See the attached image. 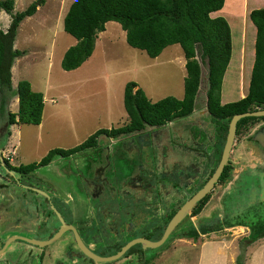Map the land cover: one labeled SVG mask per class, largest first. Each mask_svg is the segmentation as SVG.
Segmentation results:
<instances>
[{"label": "rangeland", "instance_id": "obj_1", "mask_svg": "<svg viewBox=\"0 0 264 264\" xmlns=\"http://www.w3.org/2000/svg\"><path fill=\"white\" fill-rule=\"evenodd\" d=\"M32 1L14 0L13 12L22 10ZM71 2L45 0L33 14L25 16L17 27L13 46L23 53L13 61L12 85L15 86L14 83L20 79H27L33 89L43 91L45 99L38 124H7V111L17 109L16 96L11 97L5 111L0 113V158L11 155L13 149V156L6 158L15 165L39 160L53 147L73 146L98 128L123 125L127 120L123 88L129 80H135L151 100L166 95L183 96L186 60L180 44H169L152 57L126 41L125 30L116 20L106 21L105 28L96 33L94 48L85 59L86 62L82 61L76 68H63L61 63L65 51L78 41L63 27V17ZM242 6L240 0H225L223 7L214 15L225 16V12L237 14ZM227 17L232 34V58L222 79V101L241 97L239 91L244 94L247 92L251 71V66L247 64H252L250 55L246 53L248 62L236 66L239 62L237 55L241 30L237 19L242 20L243 16ZM10 18V13L0 8L2 29H6ZM249 48L250 45L242 49L243 53ZM201 69L200 88L195 97V108L190 114L161 126L136 130L120 138L99 135L97 146L64 157L56 156L48 164L35 168L32 173L43 178V181L35 179V184L52 197L47 205L45 199L41 200L40 207L49 210L53 208L51 203L55 202L57 205L53 203V206H60L59 211L65 217L69 211L63 200L69 199L67 203L77 231L84 238L89 231L88 239L85 238L87 245L97 253L103 251L99 254L104 255L113 250V246L107 245L106 239L113 237L114 231L129 238L149 221L165 222L169 213L205 180L219 156L221 142L216 140L218 132L205 105L207 66L201 63ZM227 90L232 94L225 97L223 94ZM258 123H254V126ZM6 129L12 134H7ZM250 131L244 129L235 135L229 155L233 166L230 174L224 182L216 183L201 211L195 215L189 212L183 217L171 231V238L163 248L153 252L150 247L138 246L142 249L139 252L149 255V258L153 256L148 264H220L216 253H223V250L238 253L233 264H238L237 257L241 258L243 264L246 253L264 252V237L245 242L244 237L249 235L250 228L243 224L221 227L211 231V234L199 232L196 238L187 236L195 243L181 241L186 236H180L184 232L203 230L202 223H212L215 218L231 214L234 217V213L243 209L254 208L255 212L259 211L258 204L264 203V183L261 182L264 175L259 179L252 172H264V151L258 141L248 140ZM0 170L5 172L6 167L0 166ZM1 171L0 186L5 187L2 189L4 191L9 182ZM111 177L112 180H108ZM9 187L15 190V194L22 192L29 199L36 198L32 191H23L14 183L9 184ZM53 192L58 194L57 199L61 204L54 199ZM2 198L1 194L0 203ZM8 199L7 195L5 201ZM151 203H156L155 209L148 211L146 208ZM22 210V215H25L28 207ZM29 210V213L37 215L31 204ZM262 210L263 215L257 224L263 228L264 205ZM152 212L154 215H151ZM39 214L42 215L41 212ZM50 214L45 223L38 225L37 231L13 226L11 229L34 238L48 237L58 228V217L53 209ZM11 222V217L2 218V229L6 230L7 223ZM27 223L29 226L36 224L29 219ZM151 236L155 237L156 234ZM97 238L102 239L101 243L97 242ZM28 244L31 245L21 239H14L3 249L5 253H0V257L13 258L10 264H14V259L16 264H27L15 250ZM50 244L43 246L55 253H45L47 255L42 264H49L56 254L67 263L72 259L70 253L66 254L68 245L81 264H138V259L132 254L135 252H130L126 258L94 260L77 247L70 231ZM32 246L38 248L37 245ZM30 263L36 264L35 259Z\"/></svg>", "mask_w": 264, "mask_h": 264}, {"label": "trees", "instance_id": "obj_2", "mask_svg": "<svg viewBox=\"0 0 264 264\" xmlns=\"http://www.w3.org/2000/svg\"><path fill=\"white\" fill-rule=\"evenodd\" d=\"M44 1L33 0L22 10L13 12L14 0H0V8L11 16L6 29L0 27V113L5 111L12 96L17 97V109L7 111V124L16 122L38 124L42 118L43 92L33 89L27 79H20L13 86L11 66L15 57L23 53L22 50L13 46L20 21L25 16L33 14L37 6ZM223 3L224 0H72L63 17V27L78 41L65 51L61 63L63 68L72 69L84 61L92 53L96 33L105 28L106 21L116 20L125 30L126 41L134 47L145 50L152 57L157 56L169 44H180L186 60L183 96L166 95L157 100H151L135 80H129L123 88V105L127 114V120L123 125L98 128L73 146L49 149L36 161L12 165L4 158L5 167L28 173L39 166L48 164L56 156L64 157L82 149L97 146L99 135L120 138L136 130L161 126L175 118L190 114L195 108V97L200 88L201 63L207 66L205 105L220 137L219 159L231 116L236 112L264 108V6L254 7L248 13L256 27V33L254 60L247 92L237 99L221 102L222 79L232 49L231 28L223 15L212 16L210 12L220 9ZM241 93V91L238 92L240 95ZM231 94L227 90L223 95L227 97L226 95ZM261 120H264V115L240 117L236 124V134L244 129L250 131L254 123ZM5 132L10 134L8 129ZM254 133H251L248 138H254L257 141L256 137H253ZM231 164L230 161L225 164L219 177L220 182L225 181L229 175ZM6 173L8 174L7 171ZM209 197L210 192L199 199L191 208L190 214L199 213ZM263 205L262 202L258 204V212H255L254 208L243 209L234 213V217H231V214L223 218H215L212 223H202L203 230L184 232L180 236L196 238L199 232L208 233L221 227L245 224L249 226L250 233L244 237V240L246 243L252 242L264 236V226L262 228L257 224L263 215L261 213ZM174 211L175 209L169 213V218ZM163 227L159 226L155 237L151 235L148 237L158 238ZM170 238L169 235L165 242ZM165 242L152 248L153 252L157 248H163ZM122 244L119 243L110 252L117 251ZM138 246H140L139 243L132 245L120 257L126 258L130 252L142 251ZM132 254L134 257L137 254L138 264H148L150 258H153L143 253ZM237 263L241 264V258L237 257Z\"/></svg>", "mask_w": 264, "mask_h": 264}, {"label": "flooded vegetation", "instance_id": "obj_3", "mask_svg": "<svg viewBox=\"0 0 264 264\" xmlns=\"http://www.w3.org/2000/svg\"><path fill=\"white\" fill-rule=\"evenodd\" d=\"M169 122V121H168ZM260 124L258 125V126H260L261 125V128L262 127H264V120H261L260 122H259ZM134 133V132H133ZM131 135V134H130ZM259 140V144L262 146L261 148L263 149V151H264V135L263 136H261L259 139H257V141ZM221 154V153H220ZM7 159V158H6ZM8 160V159H7ZM219 160V159H218ZM0 166H5V160H4V158L1 156V158H0ZM207 161H209V159H207ZM228 161H230L229 159H228ZM227 161V162H228ZM8 162L10 163V164H12V165H15L13 162H11V160L9 159L8 160ZM226 162V163H227ZM19 164V163H18ZM17 164V165H18ZM217 164V163H216ZM216 164H215V166H216ZM232 165V164H231ZM215 166H213L211 169H210V171H209V174L207 175V177L205 178V180L198 186V187H200L205 181H206V179L210 176V174L212 173L211 172V170L213 169V168H215ZM225 166V165H224ZM233 167V166H232ZM224 168V167H223ZM12 169H9V168H7L6 167V171L8 172V174L6 173V171L5 172H3V170L1 171V172H3V176H5V178H6V180L8 179V185H7V188L4 190V191H2V189L3 188H5V187H1L0 186V195L2 194L3 195V197H6L7 195L9 196V201H8V204H6L5 202H3V198H2V201H1V203H0V220H2V218H5V217H11V218H16V216H18V213L17 212H21V210L22 209H24V208H27L28 207V212H30V210H29V206H30V204H31V207L35 210V212H37V214L39 215V212H41V214L42 215H40V217L37 219V220H35V222H36V224H34L35 226L32 228V230H38L39 229V227H38V225H41V224H43V223H45L49 218H50V216H51V211H52V209L54 210V208H56L58 211L61 209H59V207L60 206H57V207H54L53 206V203H54V205L56 204L55 202H52L51 203V205H52V209L50 208L49 210L45 207V208H43V207H40V205L42 204V203H40L41 202V200H44V202L46 203V205H47V203L49 202V200L50 199H52V197H51V195L49 196V194H47L46 192H44L42 189H40V187L39 186H37L35 183H36V180L35 179H37V180H40V181H43V178H41V177H39V176H37V175H35L34 173H32V171L31 172H28V173H22V172H14V170H12L13 171V173H10V171H11ZM214 170V169H213ZM263 170V169H262ZM231 171V170H230ZM262 173H264V172H262ZM230 174V173H229ZM35 177V178H34ZM220 177V176H219ZM31 178H34L33 180H30ZM261 178V177H260ZM6 180H4V181H6ZM108 180H112V177L110 178V179H108ZM218 182H220V180H219V178H218V180H217V182L216 183H218ZM224 182V181H223ZM261 182L262 183H264V179L262 178L261 179ZM4 184H7V183H5V182H3ZM16 184V185H18V188L19 189H22L23 191H25V190H30V191H32L33 192V194L35 195V197L36 198H31V199H29V197H28V195L27 196H25V194H23L22 192L20 193V194H13L12 192H10L11 191V189H10V187H9V184ZM216 183H215V185H216ZM214 185V186H215ZM197 187V188H198ZM196 188V189H197ZM214 188V187H213ZM212 188V189H213ZM196 189H194V191L196 190ZM211 189V190H212ZM210 190V191H211ZM193 191V192H194ZM209 191V192H210ZM11 194H13V196L12 197H10L11 195H10V193ZM193 192H191V194L193 193ZM190 194V195H191ZM53 195H54V199H56L57 200V202H58V194H56L55 192H53ZM189 195V196H190ZM188 196V197H189ZM68 200L69 199H67L66 201H64L63 200V203H65L66 204V206H67V210L69 211V213H67L68 214V216H63L62 214V217L65 219V221L66 222H68V223H72L73 224V219H72V214H71V210H70V207L68 206L69 205V203H67L68 202ZM185 200V199H184ZM183 200V201H184ZM51 201V200H50ZM182 201V202H183ZM182 202H180L174 209L176 210L178 207H179V205L182 203ZM49 204V203H48ZM58 204H61L60 202H58ZM57 205V204H56ZM155 205H156V203H151V205H150V207H147L146 209H149L148 211H150V210H153V209H155ZM125 206V205H124ZM124 206H123V208H124ZM119 209H120V207H118ZM19 210V211H18ZM125 211V210H124ZM55 212V211H54ZM60 212V211H59ZM121 212H123V211H121ZM61 213V212H60ZM154 212H152L151 213V215H154L153 214ZM32 214V213H31ZM124 214H126V212H124ZM33 215V214H32ZM57 215V214H56ZM58 217V216H57ZM171 217V216H170ZM185 217V216H184ZM36 219V218H35ZM168 219H169V216H168V218H167V220L166 221H168ZM163 220V219H162ZM163 222V221H149V223L147 224V225H143L142 226V228H140V229H138V230H136V231H134V234L133 235H130V237L128 238V239H130L131 237H134V236H137V235H144V236H146V237H148V235L150 236L151 234H154V233H156L157 231H158V229H159V226H164L163 227V230H164V228H165V226H166V223L167 222ZM130 222V221H129ZM164 223V225H162ZM60 225H61V223H60V220H59V218H58V228L60 227ZM74 225V224H73ZM129 225V224H128ZM177 225V224H176ZM58 228H56L55 229V231L58 229ZM76 228V227H75ZM147 228V229H146ZM117 229V228H116ZM145 229H146V231H145ZM162 230V231H163ZM173 230V229H172ZM55 231H53L48 237H50ZM68 231H70V232H72V230L70 229V228H67L63 233H65V232H68ZM131 231H132V229H131ZM84 232H86V230L84 231ZM89 231H87L86 232V236H85V238H87L88 239V233ZM99 234H101L99 231H97ZM14 232H10V233H8L9 235H6V236H4V237H2V235L0 234V248L2 247V244L4 243V241H5V239L6 238H8L9 236H11V235H16L15 233L13 234ZM62 233V234H63ZM79 233V232H78ZM162 233V232H161ZM171 233V232H170ZM61 234V235H62ZM72 234H73V232H72ZM19 235V234H18ZM21 235H27V234H21ZM124 234H122V235H120V234H117V230L116 231H114V236L113 237H109L108 238V240L106 239V243H107V245H111V246H113V248L112 249H114L115 248V246L116 245H118L119 243H124L125 241H127L126 239H124V240H118V239H123L124 238V236H123ZM161 235V234H160ZM170 235V234H169ZM27 236H29V237H32V238H34L33 236H30V235H27ZM81 236V235H80ZM48 237H40V238H34V239H45V238H48ZM73 237H74V234H73ZM100 237V236H99ZM81 238H82V240L84 241V243L87 245V239L85 240V238L84 237H82L81 236ZM150 238V237H149ZM14 239H18V238H14ZM13 239V240H14ZM12 240V241H13ZM74 240H75V238H74ZM97 240V242L98 243H101L100 242V240H102V239H100L99 240V238H97L96 239ZM95 240V241H96ZM116 240H118V241H116ZM24 241V240H23ZM53 241V240H52ZM51 241V242H52ZM27 243H30L31 245H27V246H24L23 248H22V246L21 247H19V249L18 250H15V252H17V253H19V257H21L22 256V258H24V260L25 261H27V264H31L30 263V261L31 260H33V259H35V261H36V264H42V262H43V259L45 258V255H47V254H45V253H55L54 252V250H51L52 252H49V250L47 249V248H44V246L43 245H48V244H50V243H47V244H37V243H32V242H28V241H26ZM75 242H76V240H75ZM32 244L33 245H37L38 246V248H34L33 246H32ZM53 244V243H52ZM77 244V243H76ZM105 244V243H104ZM40 245V246H39ZM51 245V244H50ZM88 246V245H87ZM78 247V246H77ZM89 247V246H88ZM71 247L68 245V248H67V250H66V254L67 253H70L69 254V257H72V259L71 260H69L67 263H64V260H62V258L60 257V256H58L57 254L56 255H54V257H53V261L51 260V261H49V264H81L79 261H80V259L77 257V258H75V256H74V254L73 253H71V249H70ZM79 248V247H78ZM90 248V247H89ZM80 249V248H79ZM91 249V248H90ZM5 250V249H4ZM4 250L2 249V250H0V253H3L4 252ZM94 251V250H93ZM13 252V251H12ZM139 251H137V253H138ZM5 253V252H4ZM11 253V252H10ZM16 253V254H17ZM99 253H104L103 251L102 252H99ZM106 253V252H105ZM136 253V252H135ZM139 253H142V252H139ZM83 254V253H82ZM85 255V254H84ZM135 256L137 257V254H135ZM10 257H7V258H5V257H0V264H10L11 262H13V258H11V259H9ZM16 259H14V264H16V261H15ZM79 260V261H78ZM91 264H94V263H91Z\"/></svg>", "mask_w": 264, "mask_h": 264}, {"label": "water", "instance_id": "obj_4", "mask_svg": "<svg viewBox=\"0 0 264 264\" xmlns=\"http://www.w3.org/2000/svg\"><path fill=\"white\" fill-rule=\"evenodd\" d=\"M246 115H256V116L264 115V108H256L252 110L236 112L231 116V118L228 121L227 132L225 135V140L222 146L221 154L214 170L212 171L210 176L206 179V181L200 187H198L189 197H187L174 211V213L168 219L164 230L162 231L161 235L158 238L152 239L144 235H137L128 239L125 243H123L120 246V248L117 251L105 255L99 254L93 251L92 249H90L84 243L75 226L72 223L66 222L65 219L62 217L61 213L56 208H54V211L57 214L61 225L50 237L45 239H34L27 235H21V234L11 235L5 239L0 250L4 249L7 246V244L14 238H18L24 241L37 243V244H47L50 243L55 238L59 237L67 228H70L72 230L77 246L80 248V250L85 255H87L88 257L94 260L110 261L116 259L120 257L128 248H130L132 245L136 243H140L142 248H147V247L155 248L162 245L165 242V240L168 238L170 232L176 226V224L190 212L191 208L195 205V203L199 199H201L206 193H208L214 187L215 183L217 182L223 170L224 165L229 159L230 150L232 148V144L236 134L237 120L240 117ZM262 129L264 130V127H262ZM253 132H255L253 137H256V139H259L262 136L261 134H259V132L256 131ZM10 173H13V171L11 170Z\"/></svg>", "mask_w": 264, "mask_h": 264}, {"label": "crops", "instance_id": "obj_5", "mask_svg": "<svg viewBox=\"0 0 264 264\" xmlns=\"http://www.w3.org/2000/svg\"><path fill=\"white\" fill-rule=\"evenodd\" d=\"M225 1V0H224ZM243 4V6H242V8L238 11V13L237 14H234L233 12H225V18L227 19V20H229V17H227V16H231V17H235V18H237V17H240V16H243V18L244 17H247V12L249 13V11H250V9H252V7L254 6V7H260V6H264V0H240V4ZM223 5H224V3H223ZM223 7V6H222ZM250 7V8H249ZM253 7V8H254ZM224 8H222V10H223ZM216 11L217 10H214V11H211L210 12V15H212V16H214V14L216 13ZM241 12V13H240ZM242 18V20H240V19H237V21L241 24V30H240V32H239V53H238V55H237V58H238V60H239V62L236 64V66H239V64L240 65H243V64H245L244 63V61L246 62V59H245V56H246V53L247 54H249L250 55V61H251V59H252V64H253V60H254V40H255V33H256V27H255V25L252 23V21H250L249 19V15H248V17L247 18H249V19H243ZM229 22V21H228ZM246 24H248L247 25V27H248V30H249V33H250V31H251V34H249L248 33V30L246 29ZM252 26H254V27H252ZM244 27V28H243ZM231 28V27H230ZM231 37H232V34H231ZM15 39V38H14ZM15 43L13 42V45H14ZM248 45H250V48L249 49H247L244 53H243V50L242 49H246L247 47H248ZM246 47V48H245ZM231 53H232V49H231ZM231 58H232V54L230 55V58H229V61H228V63H230V60H231ZM85 62H86V60H85ZM248 62V61H247ZM246 62V63H247ZM228 63H227V66H228ZM250 63V62H249ZM247 64V65H249V66H251V68H252V64L250 65V64ZM14 66V63L12 64V66H11V69H12V67ZM227 66H226V68H227ZM234 67V66H233ZM76 68V67H75ZM226 70V69H225ZM225 73V72H224ZM250 73H251V71H250ZM249 78H250V76H249ZM14 84H16V82L14 83ZM221 89H222V86H221ZM43 92V91H42ZM43 95H44V93H43ZM242 95H244V93H241V95L240 96H242ZM17 98V97H16ZM220 98H222V92H221V97ZM44 99H45V96H44ZM223 99V98H222ZM237 99V98H236ZM228 101V100H227ZM16 102H17V99H16ZM221 102H225V101H222L221 100ZM260 123H258V124H256L254 127H252V130L250 131V132H248L249 133V135L251 134V132H253V131H255L256 130V132H259V134H262V136L264 135V130L261 128V127H258V125H259ZM258 127V128H257ZM12 133H10V135H11ZM220 137H219V135H218V137H216V140H218ZM249 141H252V140H254V138L253 139H248ZM256 141V140H255ZM13 142V141H12ZM14 147H15V144L13 145ZM261 171H254V172H252V173H255L256 175H258L259 177V179H261L260 177H262L263 175H264V173H260ZM253 186H255V184L253 185ZM13 189H15V188H13ZM10 192H12L13 194H15V190H12V187H11V191ZM9 192V193H10ZM13 194H11L10 193V197H12L13 196ZM5 198L6 197H3V202H8L9 201V199L7 200V201H5ZM205 206V205H204ZM19 211V210H18ZM22 212H23V210L21 211V212H17L18 213V216H16V218H11L12 219V222L11 223H7V228H6V230H3L2 229V223L0 224V234L2 235V237H4V236H6V235H9L8 233H10V232H14L15 234H26V233H22V232H18V231H14V230H12L11 229V226H13V227H18V228H23V229H26V230H31L35 225L34 224H32V226L30 225H28V223H27V220L29 219V220H34L35 221V218L36 219H38L40 216V214L38 215H36V214H34V213H29V212H27V213H25V215L23 214L22 215ZM23 216V217H22ZM24 219V220H23ZM1 222H2V220H1ZM34 223V222H33ZM235 225H237V224H235ZM238 225H240V224H238ZM234 226V225H233ZM243 226L244 227H246V228H248L249 229V226H247V225H245V224H243ZM245 230V229H244ZM13 233V234H14ZM208 233H212L211 231L210 232H208ZM201 234H206V233H201ZM124 236V238L123 239H118V240H124V239H128V237H126V235L124 234L123 235ZM183 237V236H182ZM260 237H264V236H260ZM259 238V237H258ZM179 239H181V238H178V240ZM13 240V239H12ZM11 240V241H12ZM118 240H116V241H118ZM182 240H185L186 242H190V243H195V241H190V239L186 236V237H184V238H182L181 239V241ZM204 241H206V239L204 240ZM204 241H202V243L204 242ZM173 244H175V242H173ZM221 252H223V253H216V255L218 254V258H219V262H220V264H233V261H234V259L236 258V256H237V254L238 253H227L226 251H221ZM257 253H246L244 256V262H243V264H264V252H262L261 250L260 251H256ZM110 253H113V252H110ZM18 254V253H17ZM129 256V255H128Z\"/></svg>", "mask_w": 264, "mask_h": 264}, {"label": "built area", "instance_id": "obj_6", "mask_svg": "<svg viewBox=\"0 0 264 264\" xmlns=\"http://www.w3.org/2000/svg\"><path fill=\"white\" fill-rule=\"evenodd\" d=\"M12 152H13V150H12ZM12 152H10V153H11V155L9 154V155H10V157H11V156H13ZM9 155H7V157H8V158H9Z\"/></svg>", "mask_w": 264, "mask_h": 264}, {"label": "clouds", "instance_id": "obj_7", "mask_svg": "<svg viewBox=\"0 0 264 264\" xmlns=\"http://www.w3.org/2000/svg\"><path fill=\"white\" fill-rule=\"evenodd\" d=\"M258 127H261V125H260V126H258ZM258 127H257V128H258ZM255 131H256V130H255ZM235 135H236V134H235ZM261 135H262V134H261ZM232 145H233V144H232ZM231 149H232V148H231ZM12 150H13V149H12ZM12 150H11V151H12ZM230 151H231V150H230ZM6 157H7V156H6ZM6 157H5V158H6ZM7 158H8V157H7ZM203 207H204V206H203Z\"/></svg>", "mask_w": 264, "mask_h": 264}]
</instances>
